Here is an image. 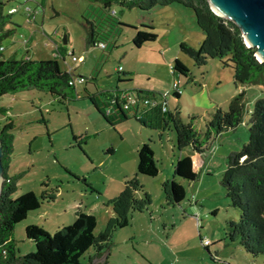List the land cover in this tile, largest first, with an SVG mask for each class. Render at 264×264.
Listing matches in <instances>:
<instances>
[{
  "label": "rangeland",
  "instance_id": "374dc122",
  "mask_svg": "<svg viewBox=\"0 0 264 264\" xmlns=\"http://www.w3.org/2000/svg\"><path fill=\"white\" fill-rule=\"evenodd\" d=\"M12 6L17 11L7 26L14 25L15 31L2 41L5 56L57 59L75 78L90 79L86 84L92 91L159 85L157 96H165L171 109L178 108L184 121L194 116L193 125L201 132L212 112L218 107L227 109L242 90L246 104L242 121L210 139L204 151L198 152L191 146L180 150L175 130L166 129L161 135L159 129L133 116L112 125L85 95L84 81L73 99L38 88L1 96L0 104L8 107V114L0 112V126L13 122L8 173L19 176L15 196L28 191L39 194L43 189L56 195L53 200H42L39 208L15 225L19 252L35 248L26 236L28 224L53 234L57 227L72 223L79 209L96 216L94 233L98 234L114 214L111 199L123 190L127 178L137 174L143 185L137 195L148 191L152 203L147 210L134 212L130 223L113 233L105 264H264L263 254L249 253L237 239L229 238L228 222L239 219V209L230 204L221 183L228 154L248 139L250 111L264 90L254 84H236L233 69L219 58L194 64L180 48L181 41L198 47L202 37L189 12L175 3L180 13L173 11V20L167 21L158 11L162 6L153 9L158 37L138 47L132 41L131 25L149 22L143 17L148 11L115 4L116 17L128 25H112L106 46H99L90 41L91 24H100L104 12L89 0H13L6 11ZM58 48L72 54L56 55ZM176 58L188 67L189 75L172 73ZM174 78L181 87L178 98L173 94ZM143 141L154 152L159 168L155 176L137 173V148ZM187 155L198 177L177 176L186 196L169 204L162 183L173 178L178 157ZM204 239L210 241L208 246ZM92 250L82 256L83 262Z\"/></svg>",
  "mask_w": 264,
  "mask_h": 264
},
{
  "label": "trees",
  "instance_id": "16d2710c",
  "mask_svg": "<svg viewBox=\"0 0 264 264\" xmlns=\"http://www.w3.org/2000/svg\"><path fill=\"white\" fill-rule=\"evenodd\" d=\"M12 1L0 0V97L8 93L38 88L57 94L62 99H73L77 96V87L84 81L85 95L112 125L133 116L142 124L159 129L161 135L166 129L175 130L180 150L191 146L198 152L204 151L210 139L235 128L242 121L246 112L244 90L231 99L227 109L218 107L213 111L206 121L204 131L201 132L193 125L194 116L189 121H184L179 109H171L167 98L165 96L159 98L156 92L119 86L96 87V90L92 91L86 84L91 81L90 79L81 76L83 80L76 81L71 70L62 69L57 59H30L17 57L15 54L5 56L2 41L15 31L14 25L7 26L13 12L6 11V5ZM89 1L97 4L104 12V15L99 17L100 24L95 26L91 24L90 41L93 44L106 43L105 39L111 33L112 25H128L116 17V11L112 8L115 4L128 8L137 7L142 11L176 2L191 8L196 22L204 32V38L198 47L181 41V50L190 55L194 64L199 66L211 58H219L224 65L233 69L236 84H254L264 90V61L257 57L256 48L248 46L240 28L232 20L217 14L210 7L208 0ZM131 26L135 31L132 41L138 47L147 41H155L158 37L152 23ZM58 51L57 53L63 57L67 53L66 48L61 50L58 48ZM172 73L185 76L190 74L188 67L178 58L172 64ZM173 94L177 98L181 95L175 89ZM164 105L167 108L165 111ZM0 112L8 114V107L0 104ZM12 127V121L0 126L2 164L5 171L0 195V263L86 264L81 258L88 250L93 249L88 262L94 256L109 250L113 233L127 226L134 212L147 210L152 203V196L148 191H144L141 196L137 195V191L143 185L136 174L127 178L123 190L111 199L114 214L109 218L104 230L95 234L96 216L79 209L72 223L57 227L53 234L37 224H28L25 228L26 236L33 240L35 248L21 254L18 241L13 236L15 225L31 211L39 208L42 200H53L56 195L43 189L39 194L28 191L15 196L19 176L8 173L13 152ZM74 138L77 136L74 135ZM137 153V173L157 175L159 168L150 143L148 141L140 143ZM177 176L188 180L198 177L191 156L178 157L173 167V178L162 183L166 202L169 204L179 203L186 196V188L183 183L176 180ZM221 183L230 204L239 209V219L228 222L229 238L237 239L249 253L264 255V95L255 100L250 111L247 141L240 149L230 152L227 156Z\"/></svg>",
  "mask_w": 264,
  "mask_h": 264
},
{
  "label": "water",
  "instance_id": "95a60500",
  "mask_svg": "<svg viewBox=\"0 0 264 264\" xmlns=\"http://www.w3.org/2000/svg\"><path fill=\"white\" fill-rule=\"evenodd\" d=\"M208 2L217 14L232 20L240 28L246 44L255 47L257 57L264 61V0H208ZM2 155L0 140V195L5 180ZM108 254L109 250H105L102 254L94 256L88 264H104Z\"/></svg>",
  "mask_w": 264,
  "mask_h": 264
},
{
  "label": "crops",
  "instance_id": "0c3cea01",
  "mask_svg": "<svg viewBox=\"0 0 264 264\" xmlns=\"http://www.w3.org/2000/svg\"><path fill=\"white\" fill-rule=\"evenodd\" d=\"M176 4H178V6L179 7H181L182 9H184L185 11H188L189 12V15H190V17H193V19H194V21H195V25H196V27H197V29L199 28L200 30L199 31H202V32H199L198 31V33H202V34H200V35H202V37L200 38V41H199V44H200V42L203 40V38H204V32H203V30L199 27V25H198V23L196 22V19H195V14H194V11H189L187 8H186V6L185 5H183V4H181V3H177L176 2ZM158 7H160V6H158ZM163 8H159V10L158 11H160L159 13H162V14H164L163 16H162V18H164L165 20H167V21H171V20H173V15H174V13H173V11H175V10H177V12L178 13H180V11L178 10V8H176L175 7V3H172V4H170V5H165V6H162ZM157 8V7H156ZM155 9V8H154ZM153 11H155V10H149L148 11V15L147 16H143L144 18H147V20L150 22V23H152L154 26L156 25L155 24V20L153 19L154 17H152L153 15H152V12ZM149 22H147L146 21V19H145V21L143 20L141 23H149ZM140 23V24H141ZM180 24L183 26H185V24H184V22H180ZM198 44V45H199ZM122 70H124L123 68H122ZM175 79V78H174ZM132 88H143V89H148V90H150V91H153V92H156V93H158V92H160L161 91V87L159 86V85H155V84H152V86L151 87H148V86H145V85H141V84H139V85H134ZM165 88V87H164ZM210 244V243H209ZM208 244V245H209ZM207 245V246H208ZM92 252V251H91ZM90 252V253H91Z\"/></svg>",
  "mask_w": 264,
  "mask_h": 264
},
{
  "label": "built area",
  "instance_id": "2783aa9c",
  "mask_svg": "<svg viewBox=\"0 0 264 264\" xmlns=\"http://www.w3.org/2000/svg\"><path fill=\"white\" fill-rule=\"evenodd\" d=\"M9 11H10V12H15V11H17V7L12 6V7L9 9ZM97 44H98L99 46H106V43H104V42H98ZM67 53L72 54V51H69V52H68V50H67ZM55 54L57 55V52H55ZM73 58H75L74 55H73ZM119 69H122V67H119ZM75 79H76V81H82V80H83V77L75 78ZM173 89H175V91L181 93V87H180L178 81L175 80V79L173 80ZM131 97H132V96H131ZM166 109H167V108H166V105H164V106H163V110L165 111ZM209 243H210V241H209L208 239H204V244H205V245H208Z\"/></svg>",
  "mask_w": 264,
  "mask_h": 264
},
{
  "label": "flooded vegetation",
  "instance_id": "af4514ba",
  "mask_svg": "<svg viewBox=\"0 0 264 264\" xmlns=\"http://www.w3.org/2000/svg\"><path fill=\"white\" fill-rule=\"evenodd\" d=\"M92 254H93V251H92L91 253H89L88 257L91 256ZM91 261H92V260H91ZM91 261H89V262L86 261V262H84V263L88 264V263H90Z\"/></svg>",
  "mask_w": 264,
  "mask_h": 264
}]
</instances>
